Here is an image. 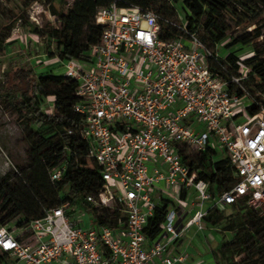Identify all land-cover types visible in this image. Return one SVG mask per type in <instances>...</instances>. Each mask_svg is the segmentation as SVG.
Listing matches in <instances>:
<instances>
[{
    "label": "built area",
    "instance_id": "1",
    "mask_svg": "<svg viewBox=\"0 0 264 264\" xmlns=\"http://www.w3.org/2000/svg\"><path fill=\"white\" fill-rule=\"evenodd\" d=\"M94 19L102 30L89 58L48 59L64 72H46L76 83L79 135L103 180L85 202L98 211L118 209L124 219L109 227L90 215L84 226L86 212L63 204L44 209L20 239L0 225V250L16 264H182L187 251L174 247L189 229L214 230L203 222L208 210L264 203V103L244 87L249 69L240 65L230 72L221 63L224 45L208 47L186 33L180 16L182 33L173 39L162 37L160 17L151 11L113 2ZM48 110L53 114L52 97L43 103L50 115ZM181 147L226 156L234 184L213 198L207 183L182 163ZM63 171L50 170V181H59ZM181 192L186 199L193 193L194 202L185 204ZM162 199L168 201L164 221L148 240L144 230ZM188 206L193 214L184 219Z\"/></svg>",
    "mask_w": 264,
    "mask_h": 264
},
{
    "label": "trees",
    "instance_id": "2",
    "mask_svg": "<svg viewBox=\"0 0 264 264\" xmlns=\"http://www.w3.org/2000/svg\"><path fill=\"white\" fill-rule=\"evenodd\" d=\"M186 24V33H194L208 47L220 45L230 29L224 19L231 21L242 35L231 37L224 43L226 57L221 63L230 72L240 65L249 69V80L244 83L254 99L264 103V61L259 60L260 51L254 50L252 57L238 59L232 47L247 46L264 36V0H181ZM33 1L22 3V11L14 16L0 1V51L7 46L6 40L16 23L21 29L33 32L46 43V56L63 60H87L91 46L99 42L102 28L95 23L94 16L99 8L113 2L119 8H139L156 13L160 32L164 39H173L182 33L177 27L179 16L166 0H75L65 13L56 4L63 0H44L49 14L57 17V24L49 21L41 26L30 23L26 10ZM250 27V30H248ZM230 49V50H229ZM31 43L26 47L30 54ZM29 56L18 52L9 60L1 73L0 104L10 109L18 120L19 127L27 137L33 155V164L26 172H15L12 183L8 174L0 183V225L19 215L16 224L25 229L32 220L43 217V210L67 204L69 207L87 210L99 225L114 227L124 215L118 209L98 211L85 202L86 195H96L103 185L99 168L86 159L87 146L79 135L83 127L81 116L74 113L77 102L76 83L63 75L36 71ZM259 87V91L257 90ZM236 92L241 95L240 90ZM53 98L54 112L43 111L44 100ZM255 109H251L253 113ZM67 130L72 133L67 134ZM182 163L197 172V179L208 185L213 198L230 189L235 175L226 156L206 149L192 153L186 147L179 148ZM64 167L59 181L52 182L49 172ZM180 198H185L181 192ZM168 201L162 199L148 220L144 234L154 239L166 215ZM233 211L221 227L224 241L217 249L215 264H264V217L244 201L229 206ZM223 221L222 211L208 210L203 218L205 226L215 229ZM5 226V225H4ZM20 239V237H17ZM0 264H16L6 252L0 250Z\"/></svg>",
    "mask_w": 264,
    "mask_h": 264
},
{
    "label": "rangeland",
    "instance_id": "3",
    "mask_svg": "<svg viewBox=\"0 0 264 264\" xmlns=\"http://www.w3.org/2000/svg\"><path fill=\"white\" fill-rule=\"evenodd\" d=\"M3 5L14 15L16 16L19 12L22 11V3L27 0H0ZM33 1L30 7L26 10V17L29 19L30 23H34L36 26H41L44 22L49 21L52 25L57 24V17H50L46 9V3L44 0H31ZM64 5L56 6L59 8L61 13H65L68 6H70L75 0H63ZM167 3L173 7L175 15L183 17L184 11L182 7L181 0H166ZM224 19L229 24L230 29L225 34V36H219L223 41L220 45L229 42L231 37H236L242 35L241 30L236 28L235 25L227 20L224 16ZM19 23V22H18ZM18 23L12 29L10 36L7 38V46L4 51H0V80L2 78L1 73L9 60L13 58L18 52H23L25 55L29 56L28 61L32 63L36 71H48L50 69H55V74H63L64 68H59V65L55 61H50L48 63L49 57L46 56V43L38 38L33 32L27 29H21L18 26ZM264 25V21H261ZM253 27H250V30ZM28 43H31L30 54H27L26 47ZM221 47V46H220ZM234 53H238L239 57L247 59L252 57L254 50L258 49L260 51L259 60L264 61V36L256 40L253 44L247 46H234L232 47ZM230 50V49H229ZM227 52L228 50H222ZM41 55L40 57H37ZM43 55H45L43 59ZM43 60L41 66L38 64V61ZM48 63V64H47ZM41 67H43L41 69ZM58 67V68H57ZM52 110H48V113L51 114ZM246 116V114H244ZM33 164V155L31 148L27 142V137L21 130L18 124L16 115L8 108L0 104V183L2 182V177L5 174H8L10 181L14 183L16 181L14 175L15 172H26L28 168ZM176 201H179V191L174 194ZM194 194L190 193L184 202L188 203L194 202ZM183 202V201H182ZM251 208L255 209L259 216L264 217V203H259L256 205H250ZM233 211L230 207H226L222 211L223 221L212 231H209V234L206 232H195L194 230H189L184 233L174 248L176 249H186L187 257L184 263L182 264H203L208 260L207 264H215L218 261L219 257L217 254V249L219 245L224 241V235L221 232V227L225 223V220L231 217ZM88 216L84 217V226L88 220ZM21 220L19 215L15 216L13 219L7 221L4 225L13 233L15 237H22L21 230L17 228V222ZM208 235V236H207ZM194 239L196 241L193 242ZM200 244V246H198ZM221 264L224 262L220 261Z\"/></svg>",
    "mask_w": 264,
    "mask_h": 264
},
{
    "label": "crops",
    "instance_id": "4",
    "mask_svg": "<svg viewBox=\"0 0 264 264\" xmlns=\"http://www.w3.org/2000/svg\"><path fill=\"white\" fill-rule=\"evenodd\" d=\"M57 7V6H56ZM49 16L50 17H54L53 15H51V14H49ZM48 64V63H47ZM43 67H41V69H42ZM182 199V198H181ZM182 200H186V195H185V198L184 199H182ZM190 203V202H189ZM80 210H82V211H85L86 212V216H90L91 215V213H89L87 210H84V209H80ZM193 214V211L190 209V207L188 206L187 208H186V211H185V215H184V219H188L189 218V216H191ZM89 223V220H87L86 221V224L85 225H87ZM190 230V229H189ZM188 230V231H189ZM191 230H194L195 232H197L195 229H191ZM206 234H209V232H206ZM208 236V235H207ZM191 240H193V242H195L196 243V241L194 240V239H191ZM198 246H200V244H198ZM186 250V249H185ZM208 263V260L205 262V263H203V264H207Z\"/></svg>",
    "mask_w": 264,
    "mask_h": 264
}]
</instances>
